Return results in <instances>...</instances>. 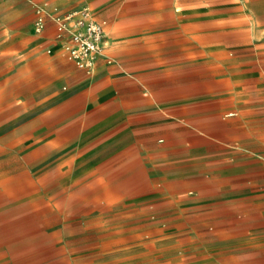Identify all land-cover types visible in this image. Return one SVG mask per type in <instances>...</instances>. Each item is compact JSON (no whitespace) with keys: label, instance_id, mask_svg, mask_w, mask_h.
I'll return each mask as SVG.
<instances>
[{"label":"crops","instance_id":"obj_1","mask_svg":"<svg viewBox=\"0 0 264 264\" xmlns=\"http://www.w3.org/2000/svg\"><path fill=\"white\" fill-rule=\"evenodd\" d=\"M47 1L61 12L89 5L105 20L104 47L87 71L67 57L51 16L42 33L0 32V89L31 90L29 97L2 102L41 123L43 144L69 152L68 164L59 166L75 169V176L99 164L136 170L144 190L136 200L163 186L168 192L179 169L201 154L207 171L217 165L212 195L234 218L217 243L204 246L202 264H264V69L258 60L264 33L247 5L254 3ZM16 2L0 0V25L22 16L33 25L34 6ZM199 102L205 106L200 129L188 121ZM211 115L217 138L210 134Z\"/></svg>","mask_w":264,"mask_h":264},{"label":"rangeland","instance_id":"obj_2","mask_svg":"<svg viewBox=\"0 0 264 264\" xmlns=\"http://www.w3.org/2000/svg\"><path fill=\"white\" fill-rule=\"evenodd\" d=\"M11 1L34 6L35 16L42 15L44 23L56 4ZM250 1L259 34L264 33V0ZM24 21L22 16L0 25V32L15 27L45 30V24L36 31L34 22ZM258 60L264 69V57ZM30 93L0 89V264H202L204 246L217 243L223 231L233 227L224 202L212 195L218 186L217 165L211 163L207 171L201 154L179 169L166 186L168 192L163 186L146 201L135 199L144 193L136 170L99 164L75 176V169L61 168L71 154L44 145L41 123L27 120L13 102L1 99ZM204 107L194 104L188 119L199 129ZM210 117V134L217 138L218 121ZM31 132L33 136L26 137ZM177 133L183 135L180 128ZM187 138L197 144L195 135Z\"/></svg>","mask_w":264,"mask_h":264},{"label":"built area","instance_id":"obj_3","mask_svg":"<svg viewBox=\"0 0 264 264\" xmlns=\"http://www.w3.org/2000/svg\"><path fill=\"white\" fill-rule=\"evenodd\" d=\"M51 18L55 23L56 38L61 40L67 57L79 67L91 71L105 44V20L97 19L86 4L65 12L53 7ZM44 24L43 16L38 15L34 21L36 31Z\"/></svg>","mask_w":264,"mask_h":264}]
</instances>
